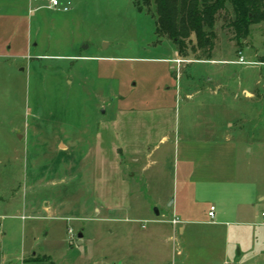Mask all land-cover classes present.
<instances>
[{
	"label": "rangeland",
	"instance_id": "374dc122",
	"mask_svg": "<svg viewBox=\"0 0 264 264\" xmlns=\"http://www.w3.org/2000/svg\"><path fill=\"white\" fill-rule=\"evenodd\" d=\"M59 2L0 0V264H212L224 247L264 250V22L240 46L219 26L197 60L155 34L154 6ZM176 132L217 149L233 138L249 224L215 187L176 181Z\"/></svg>",
	"mask_w": 264,
	"mask_h": 264
},
{
	"label": "crops",
	"instance_id": "0c3cea01",
	"mask_svg": "<svg viewBox=\"0 0 264 264\" xmlns=\"http://www.w3.org/2000/svg\"><path fill=\"white\" fill-rule=\"evenodd\" d=\"M241 92L244 95V98L248 101L250 100V97L253 96V93L251 94V92L246 88H243ZM209 93L214 96L216 95L217 91H210ZM225 94H227V91H225ZM191 96L192 94H187V97L190 98ZM185 139L180 138L179 134L177 135L176 132L174 137L176 156L174 173L176 181L179 177H181L187 184L194 183L195 181L199 185L209 184L212 187H215L219 191V193L217 192L219 199L222 200L220 201V203H227L231 206L230 211L232 212L230 213L234 218H236L235 221L238 224H249V222L247 221V218L249 217L248 211L251 210L254 206L252 204V196H250L249 192L250 189L244 186L247 182L238 181L240 173L244 171L240 168L239 165V157L241 156L240 148L239 146H237V144H235L233 138L229 135H225L223 139L224 142L220 143L223 145L221 149L209 147L211 144H217V141H219L218 139L199 138L197 140L193 139V141H191L187 136ZM168 141V136H161L160 142L166 143ZM199 145H202L205 148H200L198 147ZM180 146L183 148V156H181V158H179L178 152ZM239 182L243 183V185H236L237 183L239 184ZM169 206L173 208V215L178 216V213L182 214V211L179 210V203L177 199H174V201H172L171 205ZM210 206L214 205H209L207 209L206 214L208 217V221H206V223L211 225L219 224V222H221L220 219H222V216H224V211H221L220 209L217 211V208L215 207L214 217L210 218L208 216ZM156 211L157 215H154L158 216L160 212L157 208ZM3 217L4 215H0V220L3 219ZM216 217L219 218L218 221H216ZM182 222L187 225L193 224V221ZM181 224L182 223L180 222L179 224H177V231L179 235H184L186 234L188 229L187 226H180ZM2 226L3 225L0 222V228H2ZM260 226L264 227V224H262V218ZM210 239L212 240L214 238ZM219 255L218 261L214 260L212 261V264H226L227 262L230 264H264L263 249L256 251L254 248H247L245 250L237 248L236 252L234 251V253L231 254L228 247H224L223 251Z\"/></svg>",
	"mask_w": 264,
	"mask_h": 264
},
{
	"label": "trees",
	"instance_id": "16d2710c",
	"mask_svg": "<svg viewBox=\"0 0 264 264\" xmlns=\"http://www.w3.org/2000/svg\"><path fill=\"white\" fill-rule=\"evenodd\" d=\"M136 5L139 11L154 6L155 34L171 40L178 56L197 60L210 59L219 26L240 46L250 26L264 22V0H136Z\"/></svg>",
	"mask_w": 264,
	"mask_h": 264
},
{
	"label": "built area",
	"instance_id": "2783aa9c",
	"mask_svg": "<svg viewBox=\"0 0 264 264\" xmlns=\"http://www.w3.org/2000/svg\"><path fill=\"white\" fill-rule=\"evenodd\" d=\"M60 5L59 0H49V7H58ZM69 8L67 6L63 7L64 11H67ZM240 63H244L243 59L240 58L239 60ZM214 212H215V207L214 206H210L209 211H208V216L210 218L214 217ZM261 218H262V224H264V213H261ZM172 225H177L179 224V221L177 220V218H173L171 221Z\"/></svg>",
	"mask_w": 264,
	"mask_h": 264
},
{
	"label": "water",
	"instance_id": "95a60500",
	"mask_svg": "<svg viewBox=\"0 0 264 264\" xmlns=\"http://www.w3.org/2000/svg\"><path fill=\"white\" fill-rule=\"evenodd\" d=\"M102 112H103V110H102ZM154 214H156L157 215V211H156V208H154ZM156 211V212H155ZM83 237V234H82V231H80L78 234H77V238L78 239H81Z\"/></svg>",
	"mask_w": 264,
	"mask_h": 264
}]
</instances>
